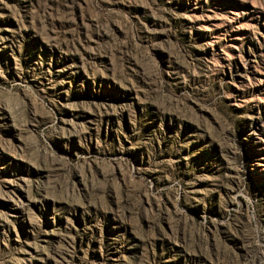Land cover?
I'll use <instances>...</instances> for the list:
<instances>
[{"label": "rangeland", "instance_id": "1", "mask_svg": "<svg viewBox=\"0 0 264 264\" xmlns=\"http://www.w3.org/2000/svg\"><path fill=\"white\" fill-rule=\"evenodd\" d=\"M0 264H264V0H0Z\"/></svg>", "mask_w": 264, "mask_h": 264}]
</instances>
